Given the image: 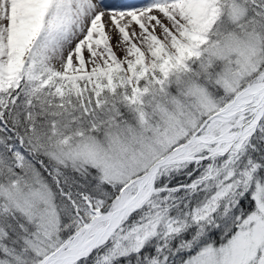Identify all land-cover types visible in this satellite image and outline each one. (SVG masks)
I'll list each match as a JSON object with an SVG mask.
<instances>
[{
	"label": "snow or ice",
	"instance_id": "snow-or-ice-1",
	"mask_svg": "<svg viewBox=\"0 0 264 264\" xmlns=\"http://www.w3.org/2000/svg\"><path fill=\"white\" fill-rule=\"evenodd\" d=\"M0 264H264V0H0Z\"/></svg>",
	"mask_w": 264,
	"mask_h": 264
},
{
	"label": "rangeland",
	"instance_id": "rangeland-1",
	"mask_svg": "<svg viewBox=\"0 0 264 264\" xmlns=\"http://www.w3.org/2000/svg\"><path fill=\"white\" fill-rule=\"evenodd\" d=\"M118 55H119V52H118Z\"/></svg>",
	"mask_w": 264,
	"mask_h": 264
}]
</instances>
